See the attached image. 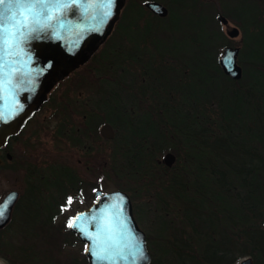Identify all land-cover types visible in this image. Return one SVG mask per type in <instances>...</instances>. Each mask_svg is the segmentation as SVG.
Returning a JSON list of instances; mask_svg holds the SVG:
<instances>
[{"label":"trees","instance_id":"trees-1","mask_svg":"<svg viewBox=\"0 0 264 264\" xmlns=\"http://www.w3.org/2000/svg\"><path fill=\"white\" fill-rule=\"evenodd\" d=\"M169 1L165 17L144 13L138 3L125 9V21L112 44L116 47L101 54L96 74L102 87L95 91L92 110L85 111L87 130H74L76 141L80 134L94 132L88 125L102 117L99 112L115 128V137L107 139L113 144L110 156L115 170L130 181L148 174L164 178L162 193L172 201L171 210L180 211L187 235L169 237L161 220L164 230L156 229L157 246L149 240L151 264H235L246 253L254 256V264H264L260 223L264 218V6L260 0L230 4L219 0L223 12L242 31L238 63L243 75L233 78L223 71L216 51L210 62L205 57L211 55L210 46L224 42L217 26L196 27L200 37L192 35L194 45L181 56L176 47L159 46L157 39L172 37L175 42L173 32L158 29V21L174 17L180 6L179 0ZM202 5L190 0L186 9H196L200 15ZM211 19L215 22L212 15ZM164 31L162 39L159 34ZM123 37L130 41V50L120 49ZM129 61L139 63L140 74L130 72ZM199 82L205 85H195ZM191 88L193 95L188 92ZM171 150L178 157L176 171L170 172L173 166L154 172L156 157ZM35 179L37 186H29L27 194L33 195L31 204L26 200L23 208L31 213L44 205L46 214L50 197L61 194L68 184L78 185L75 173L64 165ZM42 224L48 223L42 220Z\"/></svg>","mask_w":264,"mask_h":264},{"label":"rangeland","instance_id":"rangeland-1","mask_svg":"<svg viewBox=\"0 0 264 264\" xmlns=\"http://www.w3.org/2000/svg\"><path fill=\"white\" fill-rule=\"evenodd\" d=\"M146 1L149 0H125L118 20L90 59L64 78L58 80L47 93V97L50 92L51 95L46 100L44 110L42 109L37 113L36 118L19 136L20 143L11 153L14 156L13 160H9L3 154L0 156V200L6 192L13 188L20 192V196H25L28 194L29 186L36 180L35 177L54 166L64 165L70 167L77 176L79 185L72 186L68 184L67 188H62L63 192L58 194L60 195L58 199L60 202H67L68 197H72V203L70 206H66L64 215L53 216L51 220H48L50 218L47 213H42L39 208H37L36 213H31L27 209L25 211L20 209L16 216L14 211L8 224L4 225V228H0V264H43L42 260L44 259L42 258L52 262L55 259L60 261V264H89L88 257L84 253L83 242L74 232L68 230L67 225L75 212L93 199L94 190L97 188L105 191L121 189L131 194L138 225L144 230L146 237L148 233V247L151 246L149 244L150 238L156 246L160 240L157 237L156 229L157 232L163 229V225L160 223L161 220L165 221L168 228L165 232L169 237L177 236L179 238L180 236L184 238L187 235L185 234L186 227L184 229V221H182L180 211L178 209L171 210L172 201L162 193V180L164 178H152L148 174V176L144 175L145 177L137 179V181H130L122 173L120 174L115 170L110 156L113 144L100 134V127L105 121L102 114L97 112V116L102 117L96 120V124L94 122L88 125V129L92 126L94 132L83 133L82 136L80 134V141H76L78 132L87 130L85 129L87 125L84 123L85 111L92 110L93 100L97 95L95 91L100 86L102 87L100 78L98 79L96 74L100 68L101 54L104 50L109 51L112 47H116L112 44L116 42L115 38L118 37V26L125 21L123 14L131 3L143 5L146 14L151 12L144 4ZM156 1L163 3L165 6H169L167 2H170L169 0ZM189 1L179 0L180 6H175L177 8L174 10V17H167L164 21H158V23L160 22L158 29H164L175 34L173 37L175 42L173 43L172 37L171 39L168 37L165 39L164 34H167V32L160 33L159 37L165 40L157 39L159 46L168 45L169 50L176 47L181 56V51H183V55L190 44L194 45L192 35L200 37L196 27L203 24V28L211 30H214L213 28L216 26V28L219 27L224 36V39H222L224 42L217 48L215 43L210 46L211 55L205 56L209 62L214 58L215 51L217 56L220 57L225 46L239 47L240 50L242 46L241 29L239 28L240 32L237 35L228 33L234 26H240L223 12L219 0H199L201 4H204L202 7H205L204 10L198 8L201 12L200 15H198L196 9H186ZM224 2L230 4V2L234 3V0H224ZM260 2L264 6V0H260ZM211 15L215 22L211 19ZM223 16L228 19L226 23L221 20ZM207 17L209 18L208 21ZM143 19L141 18V20ZM123 28L125 31L128 29L126 25ZM121 38L119 37V39ZM129 42L126 37H123L120 49L128 48L130 50L131 45ZM120 49L117 48L116 51ZM126 64L132 74H136V72L140 74L139 63L129 61ZM196 84L205 85L202 82ZM185 87L188 88V85ZM188 92L193 95L195 90L191 88ZM74 130L78 132L75 133ZM171 151L176 155V160L172 166H168L163 162V156L168 152L164 151L156 157L157 166L153 169L154 172L158 173L166 167H176L178 157L173 150ZM177 167L175 170H170V172H175ZM51 172L53 174V171ZM167 175V172L163 174L164 177ZM51 182H53L52 179ZM164 198L168 200V203L162 201ZM167 207L170 209H166ZM29 210H35V208L29 207ZM45 216L47 219H44ZM42 220L48 223L44 224L47 226L42 224ZM260 223L264 230V218H261ZM30 243L34 248L41 249L40 255L42 258L38 253V257L34 260L25 259L30 251L29 247L26 246H29ZM20 246H22V251ZM23 246L26 248H23ZM154 248L158 252V248ZM245 256H250L254 264V256L248 253L240 255L235 264H239Z\"/></svg>","mask_w":264,"mask_h":264},{"label":"water","instance_id":"water-1","mask_svg":"<svg viewBox=\"0 0 264 264\" xmlns=\"http://www.w3.org/2000/svg\"><path fill=\"white\" fill-rule=\"evenodd\" d=\"M9 2L5 0V4L0 5V13L9 16L14 12L19 31L17 42L6 54L0 55V147L23 129L55 83L97 50L119 18L125 0H111L110 7L109 0H49L48 9L38 18L30 16L24 26L20 25L16 0H11L10 10ZM57 3L67 6L52 12L48 19V11ZM145 4L159 16L169 12L159 1L149 0ZM221 20L228 21L225 16ZM0 23L13 26L9 20ZM239 32V27L234 26L228 33L237 35ZM238 54L239 47L228 45L219 57L223 71L233 78L242 76ZM100 134L107 139L114 138L115 128L106 121L100 127ZM175 160L172 151L163 156L168 166ZM18 196L19 191L12 189L0 202L3 213L0 227L9 221ZM94 196L96 201L75 214L78 218L71 227L86 242L89 264H151L146 233L134 217L130 195L121 189L107 192L98 189ZM239 264H253L252 258L245 256Z\"/></svg>","mask_w":264,"mask_h":264},{"label":"flooded vegetation","instance_id":"flooded-vegetation-1","mask_svg":"<svg viewBox=\"0 0 264 264\" xmlns=\"http://www.w3.org/2000/svg\"><path fill=\"white\" fill-rule=\"evenodd\" d=\"M155 14V13H154ZM155 15H157V14H155ZM158 16V15H157ZM240 28V27H239ZM120 30L121 29H119V26H118V34H120ZM240 30V29H239ZM51 95V92H50V94L48 95V97L46 98V100H48L49 99V96ZM45 99H44V101L40 104V106L38 107V109H37V111L34 113V115L27 121V123H26V125L23 127V129L19 132V133H17L16 135H13L12 137H10V139L8 140V142L6 143V145H4V146H2V147H0V156H2V154L3 155H5V156H7V158L9 159V160H13V158H14V156H13V154H11L12 153V150L14 151L15 150V148H16V146L20 143V138H19V136H21V134L28 128V126L30 125V123H31V121L34 119V118H36V115H37V113L38 112H40L42 109L44 110V107H45V103L47 102ZM37 181H34V183H32L30 186L31 187H36L37 186ZM14 189V188H13ZM10 190H12V189H10ZM9 190V191H10ZM59 196L60 195H56V197L54 198V197H50V204H49V206L48 207H51V209H48V211H47V215H48V217L50 218V219H52L53 218V216H60V215H64L65 213H66V211H65V208H66V202L65 201H63V202H60L58 199H59ZM32 197H33V195H25V196H20V192H19V196H18V199H17V201L15 202V204H14V206H13V208H12V211H11V216H12V214L14 213V211H15V216H16V214H17V212H16V210L18 209V208H20V209H23L24 207H25V205H24V201H26L27 200V202H29V204H28V206H30V200L32 199ZM130 197H131V194H130ZM43 199H44V197H43ZM95 196L93 195V199L91 200V201H89L88 202V204H86L84 207H82V208H79L78 210H81V209H85V208H87V207H89L94 201H95ZM62 208L64 209V210H62ZM40 210H41V212L42 213H45V208H44V205H42V207L41 208H39ZM77 210V211H78ZM11 216H10V219H11ZM10 219H9V221H10ZM8 221V222H9ZM8 222L6 223V224H8ZM5 224V225H6ZM0 228H4V226H2V227H0ZM68 230L69 231H71V229L68 227ZM72 232V231H71ZM84 244V243H83ZM21 247L22 246H20V250L22 251V249H21ZM26 247H29V253L26 255V258L25 259H28V260H31V259H36L37 257H38V253H39V255H40V251H41V249L39 248V250H38V248H34L33 247V245H32V243H30L29 244V246H26ZM25 246H23V248H26ZM31 249H34V250H32L31 251ZM40 258H42V256L40 255ZM42 259H44V260H42V262H43V264L44 263H47V264H60V261H57V260H55V259H53V262L51 261V260H49V261H46L45 260V258H42ZM26 264V263H25Z\"/></svg>","mask_w":264,"mask_h":264},{"label":"snow or ice","instance_id":"snow-or-ice-1","mask_svg":"<svg viewBox=\"0 0 264 264\" xmlns=\"http://www.w3.org/2000/svg\"><path fill=\"white\" fill-rule=\"evenodd\" d=\"M5 4V0H0V5ZM49 0H31V2L25 3L24 0H16V7L19 9V14L21 17L20 25L24 26L28 23L29 17H36L38 18L43 11L48 9ZM111 4V0H109V7ZM11 0L9 2V10L11 9ZM39 6V11H37V8ZM67 5H60L59 3L56 4V6L48 11L47 18L50 19L52 16V12L58 11L60 7H66ZM105 16L108 15L107 12L104 14ZM4 20H9L13 22V26L9 27L7 24L0 23V55L6 54L7 50L13 46L14 43H16V34L19 29L16 27V14L14 12L11 13L9 16H5L3 13H0V22ZM23 33H21V36ZM14 195V194H13ZM72 203V197L69 196L66 202V206H70ZM62 210H64L62 208ZM3 213L0 212V216H2ZM78 217L70 218L68 221V227L74 226V221Z\"/></svg>","mask_w":264,"mask_h":264},{"label":"bare ground","instance_id":"bare-ground-1","mask_svg":"<svg viewBox=\"0 0 264 264\" xmlns=\"http://www.w3.org/2000/svg\"><path fill=\"white\" fill-rule=\"evenodd\" d=\"M242 75H243V69H242Z\"/></svg>","mask_w":264,"mask_h":264}]
</instances>
